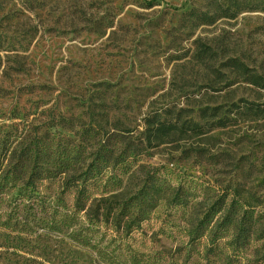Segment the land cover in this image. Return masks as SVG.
<instances>
[{"label": "rangeland", "instance_id": "rangeland-1", "mask_svg": "<svg viewBox=\"0 0 264 264\" xmlns=\"http://www.w3.org/2000/svg\"><path fill=\"white\" fill-rule=\"evenodd\" d=\"M206 3L0 0V127H25L34 133L51 123L61 136H74L95 122L110 130L115 124L141 130L147 112L171 104L197 108L241 97L264 102V89L222 65L238 57L264 75V11H244L193 29L184 25V13L205 9ZM196 39L213 48L216 60L192 59ZM140 162L125 177L130 190L142 184L146 170L167 165L207 185L203 201L216 198L227 185L264 198V118L241 119L224 129L163 144ZM58 189L55 180L39 186L50 199ZM155 215L144 224L145 244L151 249L141 250H161L168 260L147 258L142 264H208L199 255L175 256L169 263L186 217L167 214L164 206ZM42 223L26 225L25 232L0 225V264H112L79 244L71 230L42 228Z\"/></svg>", "mask_w": 264, "mask_h": 264}, {"label": "trees", "instance_id": "trees-1", "mask_svg": "<svg viewBox=\"0 0 264 264\" xmlns=\"http://www.w3.org/2000/svg\"><path fill=\"white\" fill-rule=\"evenodd\" d=\"M244 11H264V0H207L205 9L187 10L182 21L193 29L223 17L234 19ZM194 44L192 59L216 60L211 46L199 39ZM222 65L264 89V75L240 58L230 57ZM262 118L264 102L241 97L197 108H154L143 116L141 130L117 124L110 130L95 122L74 136H61L51 123L34 133L25 127H0V225L25 232L26 225L42 219V228L71 230L79 244L112 264H142L147 258L168 260L161 250H141L151 249L145 244L144 224L164 206L167 214L181 212L187 222L169 263L175 256L199 255L208 264H264V198L257 191L245 195L243 189L227 185L226 191L205 202L201 197L208 195L207 185L167 165L146 170L135 190L125 182L153 148L224 129L241 119ZM47 180L59 183L53 199L39 190Z\"/></svg>", "mask_w": 264, "mask_h": 264}]
</instances>
